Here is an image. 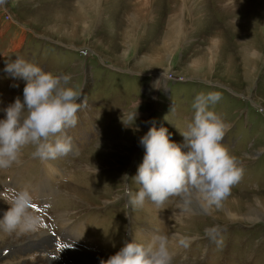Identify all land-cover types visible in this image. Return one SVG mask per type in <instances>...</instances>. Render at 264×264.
<instances>
[{"label":"rangeland","instance_id":"1","mask_svg":"<svg viewBox=\"0 0 264 264\" xmlns=\"http://www.w3.org/2000/svg\"><path fill=\"white\" fill-rule=\"evenodd\" d=\"M17 56L69 75L83 103L68 154L40 160L29 145L0 170V215L27 189L38 217L31 230L0 228V264H100L157 234L171 264H264V0H0V69ZM24 84L0 71V118ZM208 92L220 93L210 108L229 125L240 180L218 205L193 190L126 206L138 138L154 122L182 144L193 98ZM135 111L136 132L121 122Z\"/></svg>","mask_w":264,"mask_h":264},{"label":"clouds","instance_id":"2","mask_svg":"<svg viewBox=\"0 0 264 264\" xmlns=\"http://www.w3.org/2000/svg\"><path fill=\"white\" fill-rule=\"evenodd\" d=\"M0 71L25 81L22 98L15 97L0 118V170L18 164L22 149L29 145L33 146L32 156L40 160L68 154L71 143L64 131L76 124V113L83 103L80 92L69 83L71 77L44 71L19 56L6 61ZM220 98L218 92L199 93L193 98L192 120L184 131H179L182 144L170 140L166 127L151 123L138 138L144 150L132 177L138 189L130 190L127 175L123 177L126 206H142L146 200L160 205L172 195L193 190L207 205H218L227 195L240 180L242 169L222 143L229 125L210 108ZM136 115L137 111L127 120L120 118L123 126L134 132L139 127L127 121L135 122ZM6 203L9 208L0 215V228L31 230L38 224V217L30 211L32 196L27 189L13 191ZM175 239L182 247L190 243L187 236ZM169 244L170 238L163 234L143 243L131 239L107 259H101L100 264H171Z\"/></svg>","mask_w":264,"mask_h":264},{"label":"bare ground","instance_id":"3","mask_svg":"<svg viewBox=\"0 0 264 264\" xmlns=\"http://www.w3.org/2000/svg\"><path fill=\"white\" fill-rule=\"evenodd\" d=\"M82 1L86 3V2L89 1V0H82Z\"/></svg>","mask_w":264,"mask_h":264},{"label":"snow or ice","instance_id":"4","mask_svg":"<svg viewBox=\"0 0 264 264\" xmlns=\"http://www.w3.org/2000/svg\"><path fill=\"white\" fill-rule=\"evenodd\" d=\"M31 207L35 208L36 206L35 205H31Z\"/></svg>","mask_w":264,"mask_h":264}]
</instances>
